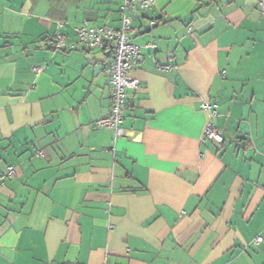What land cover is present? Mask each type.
I'll list each match as a JSON object with an SVG mask.
<instances>
[{"label": "crops", "instance_id": "obj_1", "mask_svg": "<svg viewBox=\"0 0 264 264\" xmlns=\"http://www.w3.org/2000/svg\"><path fill=\"white\" fill-rule=\"evenodd\" d=\"M120 2L0 0V170H15L0 184V264H264V0L136 12L133 41L156 48L133 65L114 138L94 125L110 55L54 35L118 27Z\"/></svg>", "mask_w": 264, "mask_h": 264}, {"label": "built area", "instance_id": "obj_2", "mask_svg": "<svg viewBox=\"0 0 264 264\" xmlns=\"http://www.w3.org/2000/svg\"><path fill=\"white\" fill-rule=\"evenodd\" d=\"M154 0H121L119 10L121 13V24L118 27L111 25L92 26L88 24L78 25L74 28L76 39L68 41L67 36L61 32L54 35V45L56 48L73 49L79 46L86 48H101L110 51L109 59L104 64V73L110 90L109 112L94 121L96 127H105L113 131V137L117 138L125 134L122 126L123 110L126 107V93L128 89H136L139 86V78L132 75L133 65L141 53L143 47L156 48L155 43L147 41L144 44H136L133 36L139 33L140 28L132 25L133 16L136 12L153 6ZM261 11L264 12V4H260ZM150 25L156 24V20L151 19ZM173 53L164 54V61H157V66L161 69H171L173 67ZM93 64L92 61H88ZM42 69L40 65L33 66V70L38 72ZM202 107L209 111V116L215 113L216 104L202 103ZM204 137L215 144L221 145L224 141L222 131L217 129L211 121H207L204 126ZM39 155H43L39 150ZM15 174L14 166L7 165L0 170V184L3 185L8 178ZM108 229L113 228V224L107 225ZM255 242L261 240L260 236L254 238Z\"/></svg>", "mask_w": 264, "mask_h": 264}, {"label": "water", "instance_id": "obj_3", "mask_svg": "<svg viewBox=\"0 0 264 264\" xmlns=\"http://www.w3.org/2000/svg\"><path fill=\"white\" fill-rule=\"evenodd\" d=\"M138 15H136L135 17H137ZM149 26L148 25H144V28H148ZM107 55H110V51H107ZM103 65L98 63V64H95V70H97L98 68H102Z\"/></svg>", "mask_w": 264, "mask_h": 264}]
</instances>
